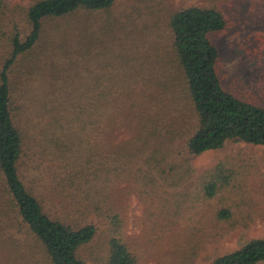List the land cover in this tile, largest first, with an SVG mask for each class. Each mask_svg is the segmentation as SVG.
Wrapping results in <instances>:
<instances>
[{"label":"rangeland","instance_id":"rangeland-1","mask_svg":"<svg viewBox=\"0 0 264 264\" xmlns=\"http://www.w3.org/2000/svg\"><path fill=\"white\" fill-rule=\"evenodd\" d=\"M30 2L4 0L0 72L12 51L8 37L16 28L29 31ZM192 5L226 13L230 26L213 36L222 83L264 105V53L250 54L264 39V0H116L106 11L44 20L36 46L11 66L22 179L52 217L97 226L79 249L87 264L108 263L115 235L139 264H213L264 237V145L228 141L200 154L188 148L199 119L169 20ZM107 87L113 131L99 115L105 100L98 92ZM218 164L228 178L207 197L203 187ZM0 264H50L1 168Z\"/></svg>","mask_w":264,"mask_h":264},{"label":"trees","instance_id":"trees-1","mask_svg":"<svg viewBox=\"0 0 264 264\" xmlns=\"http://www.w3.org/2000/svg\"><path fill=\"white\" fill-rule=\"evenodd\" d=\"M115 1L31 0L26 8L29 31L23 34L16 28L8 37L12 51L0 72V168L12 203L44 245L50 264H87L80 257L79 249L94 238L97 226L89 223L77 227L52 217L22 179L20 165L24 152V134L17 126L12 113L13 89L10 69L20 55L36 46L44 30V20L63 18L81 10L106 11ZM4 8V0H0V10L3 11ZM230 24L226 13L218 7L192 5L183 7L170 16L172 47L183 70L186 88L199 119L198 127L188 142L192 154L221 148L228 141L264 145V105L238 97L222 83L219 49L213 41V36ZM257 43L258 45L250 51L251 59L263 57L264 39ZM113 93L108 87L105 91L98 92L100 102L102 98L105 100L104 111L99 112V115L100 118L106 115L107 130L111 131L115 129V116L113 112L109 113L112 107L109 102ZM140 134L149 142V135ZM207 177L203 192L207 197H212L227 180L228 175L224 166L218 164ZM223 212L226 216L227 209L222 210V214ZM261 261H264V237L254 238L241 248L217 257L213 264H258ZM139 262V254L132 250L121 236L115 235L111 238L107 264Z\"/></svg>","mask_w":264,"mask_h":264}]
</instances>
